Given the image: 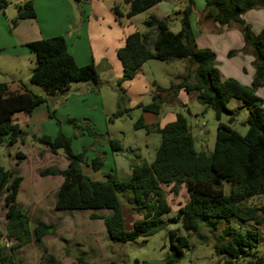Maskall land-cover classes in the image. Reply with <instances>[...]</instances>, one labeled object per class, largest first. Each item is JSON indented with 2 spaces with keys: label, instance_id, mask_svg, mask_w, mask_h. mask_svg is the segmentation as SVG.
<instances>
[{
  "label": "trees",
  "instance_id": "trees-1",
  "mask_svg": "<svg viewBox=\"0 0 264 264\" xmlns=\"http://www.w3.org/2000/svg\"><path fill=\"white\" fill-rule=\"evenodd\" d=\"M163 1L126 0L130 6L127 17L133 18ZM203 1L204 19L219 27L236 24L241 28L244 39L242 51L245 54L247 51L252 58V81L244 84L234 78H222L216 53L209 48L201 49L196 43L191 24L194 0H186V6L178 12L181 22L178 33L171 31L170 17L160 19L150 16L144 22L146 32L136 31L127 37L125 45L118 51V58L123 65V76L118 86L122 87L132 81L150 60H188L192 72L183 77L176 88L167 89L169 95H177L181 90L188 94L195 92L203 104L214 111L219 122L226 113H231L228 104L232 99L243 102L254 109L245 122L248 127L245 135L220 123L214 150L205 153L196 150V141L182 113H178L176 120L163 128L157 124L147 125L141 118L135 124L136 130L158 133L161 143L152 163L143 161L141 164H131L132 174L127 181L120 180L114 172L107 174L101 181L85 175L82 168L84 155L74 154L72 138L61 132L55 138L34 136L33 141L47 147L54 154L63 151L68 161V167L64 170L49 167L40 172L42 177L63 178L55 196L56 210L92 212L90 219L104 223L113 243L126 244L139 237L145 239L161 232L166 227L162 217L172 212L165 187H169L174 195H179L181 189L185 188L188 200L178 210L177 218L170 221L176 222L179 219L184 230L194 233L202 224L211 231L226 224L225 237L221 239L227 240L217 243L215 252L227 257L226 264H237L244 258H256L260 235L256 230L244 233L235 230L230 226L232 220L250 222L258 227L264 225V204L247 205L250 199L264 195V99L257 95L259 89H264V28L255 35L244 19L248 12L264 8V0ZM9 6L8 0H0V12ZM15 8L17 14L12 19L13 26L36 18L32 0L17 4ZM114 11L117 13L118 8H114ZM27 47L36 59L29 81L32 85L42 87L47 96L66 94L73 84L89 83L94 86V91L99 87L101 79L96 66L93 63L82 67L77 65L63 37L35 41ZM236 53L230 51L228 56L232 57ZM248 71L244 69L246 75ZM47 101L46 97L33 93L25 86L21 92H12L7 83L0 84V144L4 139H7L9 146L19 141L20 128L13 124V117L17 113L31 114ZM163 103L164 99L156 94L149 105L140 107L144 112L158 116ZM122 115L123 111L119 109L113 118ZM50 118L54 119L53 112H50ZM109 143L113 153L122 150L117 140H110ZM17 157V163L20 164L25 155L19 152ZM103 163V158H95L91 164L93 170L100 171ZM22 180L18 168L6 170L0 167V196L5 198L7 216L5 234L1 231L0 234L7 241H13L10 251L20 249L32 241L42 242L52 233V228L41 220L34 228L31 227L30 216L17 201ZM224 184L230 185L229 194H226ZM120 195L127 197L130 212L141 217L133 224L131 231L126 229L125 206ZM100 210L109 213H98ZM170 235L172 253L166 257L164 264H178L190 243L188 238L179 236L177 231H171ZM7 247H0V264H14L12 256H8ZM44 264L59 263L51 255L46 257Z\"/></svg>",
  "mask_w": 264,
  "mask_h": 264
},
{
  "label": "rangeland",
  "instance_id": "rangeland-1",
  "mask_svg": "<svg viewBox=\"0 0 264 264\" xmlns=\"http://www.w3.org/2000/svg\"><path fill=\"white\" fill-rule=\"evenodd\" d=\"M8 1L12 3L10 13L0 14V84L10 83L21 76L22 79H26L25 81L29 86L36 89L37 93L43 94L44 89L39 86L34 87L35 85H31L30 79L27 78L30 69L33 71L35 68V55L31 53L30 58L24 57L23 62H20L17 57H13L14 54L21 55L23 52L29 54L19 42L17 26L12 24V19L17 14L15 5L21 4L25 0ZM120 2L123 4L122 10L127 8L123 1L120 0ZM200 2L204 1H197V7L194 6L191 18L193 21L192 30L197 45L201 49H213L217 55V65L223 79H237L235 78L236 70L239 68L240 72H237V75H241L242 77H240L244 80L247 75L243 72L242 67H245L248 71L250 57L247 51L246 54L242 51L244 47L241 46L243 42L241 36L243 34L241 31L238 32V29L241 28L236 24L219 27L212 21L204 19L203 16L200 17L198 27L194 21L196 17L198 18ZM182 9H184L183 3L164 0L162 4L138 14L134 19V26L141 32H146L144 22L150 16H156L160 19L170 17V29L173 33H178L181 30L178 12ZM244 19L251 26L253 33L255 35L259 34L264 28V8L248 12ZM221 30L224 32L215 33ZM233 31L237 33H232ZM150 49L153 50V47L150 46ZM230 51H236L237 53L229 57L228 53ZM141 69L142 74L139 77L134 79L132 83L122 85V87L118 86V80L114 76L104 81V74L100 75L101 82L95 91L96 95H94L101 105L97 110H86L85 102L81 104L83 109L80 113H76V110H71L67 106H61V103L50 107L51 112L55 111L63 133L72 138L73 153L84 155L83 172L93 180H104L107 174L114 172L120 180L127 181L131 178L132 163L141 164L143 161L152 163L155 160L156 152L161 143V136L155 132L148 133L145 129L136 130L135 124L139 119L142 118L147 124L149 119L153 117L151 113L143 111L140 103L147 106L152 102L155 83L166 89L176 88L183 77L192 72L188 60L171 62L150 60ZM76 85L71 86L75 87ZM175 95L173 93L171 96ZM257 95L264 99V89H259ZM73 99L69 100V102L71 101L70 107L73 106ZM63 104L67 105L65 101H63ZM161 108L163 111L173 110L185 115L190 131L196 141V150L205 153L213 152L217 128L220 123L230 126L241 135H245L248 131L245 122L250 113L254 112V109L246 106L243 102L232 99L228 104L231 113H226L219 122L216 120L214 111L201 103L198 97L186 108L184 106L170 107L164 103ZM119 109L123 111V115L113 118V115ZM232 119L233 121H231ZM110 140L120 142L122 150L113 153L109 143ZM25 143V146L20 143L12 146L5 145L0 150V167L6 170L12 169L13 159L18 160L17 154L19 152L36 156L35 160L21 167V174L25 177V183L22 192L18 196V200L22 201V207L32 220L31 227L34 228L40 218H44L45 213L50 212L55 207L56 190L46 192L50 186L53 188L54 185L49 184L48 180L40 182L42 176H39L40 174L38 175L37 172V169L45 170L48 166L44 161H40L41 153H39V149H43L44 146L38 142H32L30 139ZM59 152L63 159L54 157V165L57 164V166L65 168L67 159L63 151L60 150ZM37 154H39V158ZM97 157L104 159L103 166L98 172L94 171L91 165ZM37 182H40V186L37 187L36 198H32L30 197V188L36 186ZM224 187L226 194H229L230 185L224 184ZM181 190L183 191L179 195H174L169 187H165L167 199L172 206V212L162 217L166 222V227L156 235L145 239L139 237L126 244L113 243L108 237L104 223L90 219L92 212L60 211L58 216L65 217V220L64 218L61 219L63 222L56 215L54 216L58 218L57 221H52L51 217L46 215L49 221L55 223V228L48 235L46 241H32L30 244L14 251L9 250L14 244L13 241L2 243L0 247L8 246L7 253L8 256H12L11 260L14 264H44L46 257L51 255L56 258L59 264H164L166 257L172 253L170 232L177 231L179 236L188 238L190 243V247L184 249L178 264H226L227 257L218 255L215 252L216 244L227 240V238L221 239L225 237L226 224L219 225L216 231H211L202 224L199 230L194 233L184 230L179 219L176 222L170 221L172 218H177L180 206L188 200L185 188ZM126 198V196L120 195V199L127 210L129 206L126 203ZM263 204L264 195L250 199L247 202L248 206H261ZM2 205H5L4 196H0V209L2 208V211H4ZM97 212L101 214L109 213L106 210ZM125 216L127 226L130 227L129 213H126ZM230 226L241 233L247 230H256L260 235V241L255 251L256 258H244L237 264H264L262 263L264 262V225L258 227L253 223H243L234 219Z\"/></svg>",
  "mask_w": 264,
  "mask_h": 264
},
{
  "label": "crops",
  "instance_id": "crops-1",
  "mask_svg": "<svg viewBox=\"0 0 264 264\" xmlns=\"http://www.w3.org/2000/svg\"><path fill=\"white\" fill-rule=\"evenodd\" d=\"M32 1L36 10V18L32 20L21 21L16 27V30L19 32L18 33L20 40L19 42L20 44H22V47L29 52V54L23 52L21 53V55L14 54L13 57H17L20 62H23L24 57L30 58V55H32L31 54L32 52L27 47L28 44L39 40L50 39L55 37H63L66 40L68 51L73 56L77 65L82 67L93 63L96 66L99 74L100 75L104 74L105 76L104 81L106 79L108 80L109 78H112L113 76L118 81L122 78L123 65L120 59L118 58V51L125 45V41L129 35L135 33L136 31L141 32L137 27L134 26V19L137 16L133 18L127 17V13L130 11V6L129 4L126 3V0H121L127 6V8H125L124 10L121 9L123 4H121L120 0H32ZM170 1H174V3L175 2L183 3L184 7L187 4L186 0H170ZM197 1L198 0H194L195 7H197ZM116 7L118 8L117 11L118 14L114 11V8ZM11 8H12V3H10L8 9H6L5 11H1L0 14L1 13L9 14ZM199 8L200 11H198V18L196 17L194 21L196 25H198V27H199L200 17L203 16L204 14L205 3L200 2ZM171 10L170 13L172 12ZM192 23L193 21L191 20V24ZM238 30H239L238 32L241 31L240 29ZM235 31H233L232 33H237ZM221 32L222 30L218 33L217 32L215 33L219 34ZM241 38L243 41L241 46L243 48L244 47L243 35L241 36ZM251 62H252V58L250 57L249 59L250 65ZM244 69L246 68L242 67L243 72ZM31 71L32 69H30V73ZM237 72H240L239 68L238 70H236L235 78L239 79V81H241L242 83L249 84L252 81L254 70L250 69L247 74L248 79L246 77L244 80L241 78L242 77L241 75H237ZM30 73L29 76L27 77L29 79H30ZM140 74H142V69L139 71L138 75L134 79L139 77ZM25 80L22 79V77L20 76L7 84L10 86L12 92H21L22 87L25 86L33 93L43 97L46 96L47 99L49 100L47 101V103H44L43 105L37 107L31 114L17 113L13 117V124L19 126L21 134H23L15 145H18L20 143L21 145L25 146L26 145L25 142H27L29 139L32 142H34L33 141L34 136L41 137L43 135H47L52 138H55L60 132L63 133L62 128L60 127L59 119H57L56 117L57 115L55 111L53 112L55 113L54 119L50 118L51 106H55L56 104L61 103L62 104L61 106L63 107L67 106L71 110H76V113L82 112L83 107L81 106V104L84 102L86 104V110H97L101 106L98 98L94 96L96 95L95 94L96 92L94 91V86L89 83H79L75 87L71 86L66 94L49 97L47 96L45 91L43 94L37 93L36 89L33 88V86H29ZM132 81L127 82L123 85L132 83ZM157 87L161 88L164 91H158ZM166 90H167L166 88H163L155 83L153 88L154 91L153 96L156 94L161 96L164 99V104L170 107L184 106L186 108L191 103L196 101L198 97L195 92L188 94L184 90H181L177 96H170ZM72 98H74L72 100L73 106L70 107L71 101L69 102V100H71ZM63 101H65L66 104L68 102L69 103L65 105L63 104ZM140 104L142 106H145L144 103H140ZM177 115L178 113L176 111L173 110L163 111L161 108L160 114L158 116L152 114L153 117L149 119L147 125L157 124L159 125L160 128H163L167 124L174 122L176 120ZM63 134L66 137H68L67 134L65 133ZM5 145H8L7 139H4L3 143L0 144V150H2V148L5 147ZM21 153L25 155V158L21 161V163L18 164L17 163L18 160L15 161V159H13V164H12V168L19 169L20 176L23 179L19 188V193L22 192L25 183V177L22 176L21 174L22 171L21 167L27 165L28 163H30V161L32 162L33 160H35L36 157L35 155H32L30 153H24V152ZM39 153H41L40 161H44L45 163H47L48 164L47 168L56 166L59 169L64 170L68 167V161L65 168L60 167L59 165L57 166V164L54 165L55 164L53 161L54 157L63 159L60 152L54 154L50 152L47 147H43V149H39ZM38 155L39 154H37V157L39 158ZM41 170L42 169H37L38 175L40 174ZM44 180H48L49 184L51 183L54 185L53 188H51L50 186V188H48L49 190H46V192H50L51 190L55 189L56 190L55 192L57 193L58 189L60 188L63 182V178L60 176H56V177L47 176L40 178V182H43ZM40 182H37L36 186L30 188L31 190L30 197L36 198V191H37V187L40 186ZM182 191L183 190H181L180 192ZM17 201L22 205V201L20 202L18 200V197H17ZM1 207H4L3 208L4 211H2V208L0 209L2 211V212L0 211V222H2V224H0V228H1L0 231L2 232L3 230L5 231L7 216H6L5 205H2ZM58 212L60 211L56 210V208L53 207L52 210H50V212L48 211L45 213L44 218H40L41 221L45 222L47 225H49L52 228V231L53 228H55V223L49 221L47 216H50L52 221H57L58 219L57 217H59V220L63 218L65 220L64 216L62 217L58 216L59 215ZM126 213H129L128 218H130V223H131L130 227L127 226L126 216H125ZM54 215H56L57 217H55ZM124 217H125L126 229L129 231L133 229V224L137 220L141 219V217L138 216L137 214L130 212L129 208H127L126 210V207H124ZM61 221L63 222V220ZM2 233L5 234V232ZM47 239L48 236H46L43 239V241H46ZM5 243H8V241H6Z\"/></svg>",
  "mask_w": 264,
  "mask_h": 264
},
{
  "label": "built area",
  "instance_id": "built-area-1",
  "mask_svg": "<svg viewBox=\"0 0 264 264\" xmlns=\"http://www.w3.org/2000/svg\"><path fill=\"white\" fill-rule=\"evenodd\" d=\"M6 242V238H4L1 234H0V244L5 243Z\"/></svg>",
  "mask_w": 264,
  "mask_h": 264
},
{
  "label": "water",
  "instance_id": "water-1",
  "mask_svg": "<svg viewBox=\"0 0 264 264\" xmlns=\"http://www.w3.org/2000/svg\"><path fill=\"white\" fill-rule=\"evenodd\" d=\"M200 102L203 103V101H202L201 99H200ZM22 135H23V134L20 133V134H19V138H21Z\"/></svg>",
  "mask_w": 264,
  "mask_h": 264
}]
</instances>
